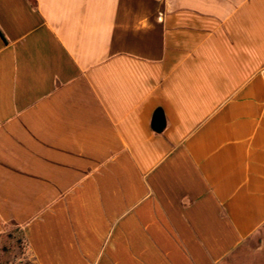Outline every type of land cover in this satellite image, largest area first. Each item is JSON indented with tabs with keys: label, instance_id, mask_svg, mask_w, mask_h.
<instances>
[{
	"label": "crops",
	"instance_id": "obj_1",
	"mask_svg": "<svg viewBox=\"0 0 264 264\" xmlns=\"http://www.w3.org/2000/svg\"><path fill=\"white\" fill-rule=\"evenodd\" d=\"M0 253L264 264V0H0Z\"/></svg>",
	"mask_w": 264,
	"mask_h": 264
},
{
	"label": "water",
	"instance_id": "obj_2",
	"mask_svg": "<svg viewBox=\"0 0 264 264\" xmlns=\"http://www.w3.org/2000/svg\"><path fill=\"white\" fill-rule=\"evenodd\" d=\"M164 117L160 110H157L154 113L152 118V128L155 132H160L164 128Z\"/></svg>",
	"mask_w": 264,
	"mask_h": 264
},
{
	"label": "rangeland",
	"instance_id": "obj_3",
	"mask_svg": "<svg viewBox=\"0 0 264 264\" xmlns=\"http://www.w3.org/2000/svg\"><path fill=\"white\" fill-rule=\"evenodd\" d=\"M10 249H11V251L13 252V254L16 255V253H17L16 249H14V248H10ZM5 256H6V257H9L10 255L7 253V254H5ZM2 259H4V256H3V254L0 253V261H1Z\"/></svg>",
	"mask_w": 264,
	"mask_h": 264
}]
</instances>
